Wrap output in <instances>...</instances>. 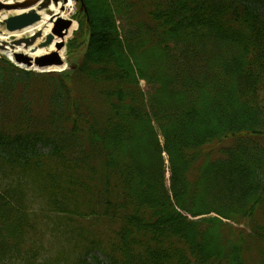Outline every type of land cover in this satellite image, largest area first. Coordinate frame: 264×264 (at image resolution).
Wrapping results in <instances>:
<instances>
[{"label":"trees","instance_id":"16d2710c","mask_svg":"<svg viewBox=\"0 0 264 264\" xmlns=\"http://www.w3.org/2000/svg\"><path fill=\"white\" fill-rule=\"evenodd\" d=\"M83 2L0 57V264H264V0Z\"/></svg>","mask_w":264,"mask_h":264},{"label":"water","instance_id":"95a60500","mask_svg":"<svg viewBox=\"0 0 264 264\" xmlns=\"http://www.w3.org/2000/svg\"><path fill=\"white\" fill-rule=\"evenodd\" d=\"M60 0H22V1H11L9 3L3 4L0 2V11H11L16 15L7 17L0 22V26L4 27L6 32L10 35L22 31L28 27H31L42 21L43 16L41 14L46 13L50 16L51 6H57ZM76 3L80 2L81 8L80 12L85 9L82 0H74ZM66 2V0H64ZM53 21V20H52ZM72 25L71 20H64L62 18H56L52 23V29L50 34L45 36V41L40 43L38 47H34L38 39L42 38V33L38 31L36 35L29 38L15 39L12 38V42H0V51H4L7 47L10 50L15 51V49L23 48V50H31L36 52L38 49L46 48L49 46L54 37L63 39L67 31ZM63 47V43L57 44V51ZM14 65L17 67L32 68L36 70H45L53 67H61L63 61L59 57L57 52H53L47 55H42L34 59L29 58L27 55L22 53H14Z\"/></svg>","mask_w":264,"mask_h":264},{"label":"bare ground","instance_id":"6f19581e","mask_svg":"<svg viewBox=\"0 0 264 264\" xmlns=\"http://www.w3.org/2000/svg\"><path fill=\"white\" fill-rule=\"evenodd\" d=\"M74 11H75L74 5H73L71 0H66V2L59 3L57 6H54V7L51 6L50 12L52 14L50 16L46 15V13H43V14H41L43 16V19L41 22H39V23H37L31 27H28L22 31L12 33L10 35L8 34V37L0 35V42H7L8 43L10 37L15 38L17 40V39H20L23 36L27 35L29 38L33 35H36L38 33V31H40L42 33L41 37L44 38L46 35L50 34L51 29H52V23L54 22V20L56 18L70 19L73 15ZM5 18H7V16L0 13V22L3 21ZM76 28H77V24L75 22H73L63 39H59L57 37H54L52 43L47 48L38 49L36 52H32V50H31V53H30V50L25 51V50H23V48L15 49V51H13L7 47L4 51H1L0 53L6 59H8L11 62L14 61V58H13L14 53H22V54L27 55L29 58L34 59L36 57L46 55L48 53L57 52L58 55L62 58V51H60V52H59V50L57 51L56 46L61 41H66L71 36V34L76 30ZM37 41H36V43H37ZM38 45L36 44L34 47H38ZM63 67H64V65H62L61 67H53V68H50L49 70L53 69L56 71H60L61 69H63Z\"/></svg>","mask_w":264,"mask_h":264},{"label":"rangeland","instance_id":"374dc122","mask_svg":"<svg viewBox=\"0 0 264 264\" xmlns=\"http://www.w3.org/2000/svg\"><path fill=\"white\" fill-rule=\"evenodd\" d=\"M11 1H14V0H0V2L3 3V4L9 3V2H11ZM15 1H16V0H15ZM18 1H22V0H18ZM71 1H72L73 5H74V10H75V11H74L72 17L70 18V20H72L73 22H75L76 24H78L77 21L75 20V14L78 12V4H76V3L74 2V0H71ZM59 3H64V0H60ZM0 13L6 15L7 17H11V16L16 15L14 12H11V11L8 12V11H4V10L0 11ZM260 13L264 14V9L261 10ZM118 24H119V23H118ZM77 28H78V26H77ZM77 28H76V30H77ZM76 30H75V31H76ZM75 31H74V32H75ZM74 32L71 34V36H70L66 41H62V42H63V47L60 49V51H62V58H63V61H64V62H67V60L69 59V58L67 57V56H68V45H69L71 39L73 38V34H74ZM0 35H2V36H7V37H8V33L6 32L5 28H4V27H1V26H0ZM23 38H28V36L25 35V36H23V37L20 38V39H23ZM20 39H19V40H20ZM44 41H45V37H44V38H40V39H38V41H37L36 44L38 45L39 43H42V42H44ZM9 42H10V43L12 42V38H11V37L9 38ZM36 44H35V45H36ZM60 51H59V52H60ZM0 57H4V56L0 53ZM23 70L31 71V72H33V73H35V74L38 73L36 70H32V69H29V68H23ZM21 80L26 81L25 79H21ZM32 80H33V79H32ZM35 80H37V79H35ZM39 81H40V80H37V81H34V80H33L32 84H31V90H33V92H36V94H37V93L39 94V93L42 92V91H47L46 88L48 87L47 84L44 85L43 83H41V82H39ZM143 86H144V84L142 83V87H143ZM42 88H43V89H42ZM43 103H44V102H43ZM243 227H244V226H243Z\"/></svg>","mask_w":264,"mask_h":264}]
</instances>
